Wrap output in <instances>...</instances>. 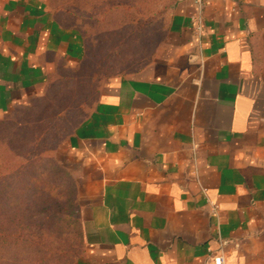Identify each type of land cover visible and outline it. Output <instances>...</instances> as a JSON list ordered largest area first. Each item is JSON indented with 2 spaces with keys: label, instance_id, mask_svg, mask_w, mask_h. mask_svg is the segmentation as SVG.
<instances>
[{
  "label": "crops",
  "instance_id": "0c3cea01",
  "mask_svg": "<svg viewBox=\"0 0 264 264\" xmlns=\"http://www.w3.org/2000/svg\"><path fill=\"white\" fill-rule=\"evenodd\" d=\"M147 7L154 46L100 82L57 160L76 185L73 264H264V0ZM84 52L49 0H0V117Z\"/></svg>",
  "mask_w": 264,
  "mask_h": 264
},
{
  "label": "trees",
  "instance_id": "16d2710c",
  "mask_svg": "<svg viewBox=\"0 0 264 264\" xmlns=\"http://www.w3.org/2000/svg\"><path fill=\"white\" fill-rule=\"evenodd\" d=\"M51 4L80 32L85 52L76 65H61L44 95L0 121V264L12 250L18 253L12 264L74 263L82 244L76 185L53 151L87 115L100 78L143 62L133 57L154 46L144 36L163 13L128 0ZM138 37L143 42L133 43ZM24 157L28 162L20 163ZM71 235L77 241L69 244Z\"/></svg>",
  "mask_w": 264,
  "mask_h": 264
},
{
  "label": "rangeland",
  "instance_id": "374dc122",
  "mask_svg": "<svg viewBox=\"0 0 264 264\" xmlns=\"http://www.w3.org/2000/svg\"><path fill=\"white\" fill-rule=\"evenodd\" d=\"M50 1V3H56V4H58V5H64V4H68V5H73L74 7H76L77 5H79V3H80V0H49ZM98 1H100L101 2V4H104L105 5V3H106V1L107 0H98ZM112 1H114V0H112ZM128 2H132L133 4H136V3H139V4H144L146 7L148 6V5H150V4H148V3H142V1H139V0H128ZM168 2H173V0H156V3L157 4H159V5H162V4H166V3H168ZM101 79V81H103L105 78L104 77H102V78H100ZM96 99H97V97L93 100V102H92V104H91V107L94 105V103H95V101H96ZM8 116L9 115H5V116H2V117H0V121H4L6 118H8ZM66 137H68V135H66L65 137H63V138H61L60 140H59V142L56 144V148L54 149V151H53V157H54V160H58L59 159V156H60V153L61 154H65V152H64V145H63V141H64V139L66 138ZM1 145V144H0ZM66 155V154H65ZM28 158H21V159H19V162L20 163H27L28 162V160H27ZM59 161V160H58ZM57 161V162H58ZM68 174L70 175V177L74 180V177L72 176V174H71V172H68ZM74 183H75V181H74ZM50 237V236H49ZM72 239H74V240H76L77 241V239H76V236H74V238H73V236L71 235V237L68 239V243L70 244V243H73V241H72ZM79 240V239H78ZM49 245H51V244H49ZM73 245V244H72ZM45 247H46V244H45ZM81 248V245L79 246V249ZM8 253H6L7 254V256H6V254H5V259H4V262H5V264H12L13 263V259L12 258H14V253H15V256L17 257L18 256V253L17 252H15V251H7ZM8 254H11V258L10 257H8ZM13 254V255H12ZM38 254V256H39V258H44V257H46V254L44 253V251L43 252H41V253H37Z\"/></svg>",
  "mask_w": 264,
  "mask_h": 264
},
{
  "label": "built area",
  "instance_id": "2783aa9c",
  "mask_svg": "<svg viewBox=\"0 0 264 264\" xmlns=\"http://www.w3.org/2000/svg\"><path fill=\"white\" fill-rule=\"evenodd\" d=\"M195 2L198 4L199 7H201L202 0H195ZM196 18H197V29L200 30V23H199L200 18L199 16H197ZM212 264H224L223 255L221 253L214 255L212 258Z\"/></svg>",
  "mask_w": 264,
  "mask_h": 264
}]
</instances>
